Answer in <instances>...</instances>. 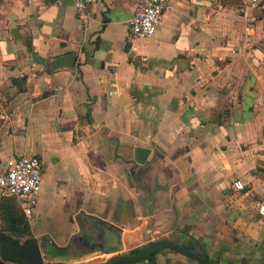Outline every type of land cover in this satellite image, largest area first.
<instances>
[{"label":"crops","instance_id":"crops-1","mask_svg":"<svg viewBox=\"0 0 264 264\" xmlns=\"http://www.w3.org/2000/svg\"><path fill=\"white\" fill-rule=\"evenodd\" d=\"M140 1L96 0L83 22L74 0H0V171L11 156L42 159L28 222L33 237L60 247L78 245L81 211L90 241V215L123 233L141 230L146 191L136 173L155 183L165 176L155 209L163 232L154 239L207 240L213 264H247L264 251V0L249 8L169 0L156 35L132 42ZM69 53L78 55L74 68L51 69ZM137 146L151 149L143 165ZM104 255L88 247L61 260ZM153 259L188 264L176 251Z\"/></svg>","mask_w":264,"mask_h":264},{"label":"water","instance_id":"water-1","mask_svg":"<svg viewBox=\"0 0 264 264\" xmlns=\"http://www.w3.org/2000/svg\"><path fill=\"white\" fill-rule=\"evenodd\" d=\"M78 55L69 53L58 57L51 62V69L66 67L74 68L77 62ZM151 153L150 148L137 146L134 153V161L137 164H145ZM155 171V167L153 169ZM143 171H137V183L139 188L146 191L145 194L139 193L138 200L143 210V215L147 219L146 225L134 234L123 233L122 229L115 224L95 215H90L95 223L93 225L92 239L89 240L86 234L87 224L84 220V211L76 214L75 220L78 224L79 236L81 245H89L92 251H101L105 254L123 252L128 248L137 246L139 253L122 254L113 257L106 264H120L123 262H132L135 260L150 259L154 254L163 250L176 251L188 258V264H213L210 259V242L207 240L197 242L200 249L186 247L183 244L171 240L161 241L155 245H147L149 240L157 238L163 232L162 222L155 217V209L160 203L158 193L163 189L160 186L148 179H142ZM141 244V245H140ZM0 264H5V261L16 262L20 264H45L40 250L39 240L35 237L28 236L26 238H18L4 231H0ZM55 264H73L65 261H59ZM176 264H187L177 262ZM255 264H264V253L259 258L255 259Z\"/></svg>","mask_w":264,"mask_h":264},{"label":"built area","instance_id":"built-area-1","mask_svg":"<svg viewBox=\"0 0 264 264\" xmlns=\"http://www.w3.org/2000/svg\"><path fill=\"white\" fill-rule=\"evenodd\" d=\"M96 0H74L79 18L86 22L89 19L88 7ZM169 0H141L129 19L130 41L148 39L156 35L164 21ZM258 0H243L246 8L254 7ZM255 21L249 17L248 22ZM249 29V28H248ZM44 164L37 155L11 156L3 161L0 171V196L14 197L21 206L28 221L34 218V210L42 190ZM233 187L243 190L242 180H235ZM258 215L264 219V200L258 202Z\"/></svg>","mask_w":264,"mask_h":264},{"label":"flooded vegetation","instance_id":"flooded-vegetation-1","mask_svg":"<svg viewBox=\"0 0 264 264\" xmlns=\"http://www.w3.org/2000/svg\"><path fill=\"white\" fill-rule=\"evenodd\" d=\"M0 231H4V230H0ZM4 232H6V231H4ZM6 233H8V232H6ZM8 234H11V233H8ZM11 235H13V234H11ZM13 236L18 237V238L28 237V236L22 237V236H16V235H13ZM31 236L33 237V235H31ZM77 237H79V236H77ZM77 237H76V241H77ZM38 240H39V245H40V250L42 253L43 261L45 264H55L56 262L62 261L61 258H66V260L67 259L69 260V258H72L71 256H77V255L83 254V252H85L89 247V245H82V246H81V244L79 245V242H80L79 238H78V245L79 246L74 245V242L70 241L68 245L63 246V247H60L58 244H56L54 239L51 238L50 236H45V237H42ZM164 241H166V240H164ZM139 252H140L139 250H136L134 253H139ZM262 253H264V251H262ZM157 254L158 253L154 254L150 259H145L142 261H147L148 264H152V260H153V258H155V256ZM1 257L2 256L0 254V260L2 259ZM115 257H117V256H115ZM252 257H254V256H252ZM112 258L113 257H111L110 260ZM110 260H108L107 262H109ZM246 261L248 262L247 264H255L254 263L255 260H253V258H251V256H250V258L246 259ZM107 262L102 263V264H106ZM186 262H188V260ZM123 263L132 264V262H123ZM5 264H20V263L5 261ZM120 264H122V263H120ZM229 264H236V263H234V262L230 263L229 262Z\"/></svg>","mask_w":264,"mask_h":264},{"label":"trees","instance_id":"trees-1","mask_svg":"<svg viewBox=\"0 0 264 264\" xmlns=\"http://www.w3.org/2000/svg\"><path fill=\"white\" fill-rule=\"evenodd\" d=\"M229 1L234 3L237 2V0H224L223 3L226 4ZM0 221L2 230L8 233L22 237L32 235L31 226L25 214L20 208L17 200L12 196L3 195L0 197ZM154 260L155 259L152 260V264H157Z\"/></svg>","mask_w":264,"mask_h":264},{"label":"rangeland","instance_id":"rangeland-1","mask_svg":"<svg viewBox=\"0 0 264 264\" xmlns=\"http://www.w3.org/2000/svg\"><path fill=\"white\" fill-rule=\"evenodd\" d=\"M133 194H134V192H133ZM131 197H133V196H131ZM133 199H134V197H133ZM131 208H132V205H131ZM130 211L132 212V209ZM0 230H2L1 221H0ZM167 238H169V237L163 236V237H160L158 239H154V240L150 241L147 245H151L152 246V245H154L156 243H159L161 241L166 240ZM136 248H137V246H134V247L126 249L124 252H120V253H117V254L113 253V254H109V255L88 258V259L81 260V261L80 260H75V261H77V263H75V264H102V263H105L108 260H110L111 257H115V256L121 255V254H131V253L136 251ZM72 259H74V258H72Z\"/></svg>","mask_w":264,"mask_h":264},{"label":"bare ground","instance_id":"bare-ground-1","mask_svg":"<svg viewBox=\"0 0 264 264\" xmlns=\"http://www.w3.org/2000/svg\"><path fill=\"white\" fill-rule=\"evenodd\" d=\"M166 181L165 176H161L160 178L156 179L157 184L162 185Z\"/></svg>","mask_w":264,"mask_h":264}]
</instances>
